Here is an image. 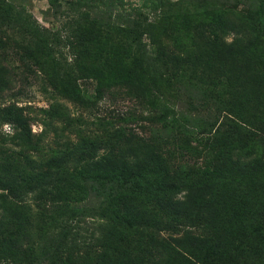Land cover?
Instances as JSON below:
<instances>
[{"label":"trees","instance_id":"obj_1","mask_svg":"<svg viewBox=\"0 0 264 264\" xmlns=\"http://www.w3.org/2000/svg\"><path fill=\"white\" fill-rule=\"evenodd\" d=\"M148 1L158 18L168 16V2ZM194 1L205 8L209 3ZM228 2L235 4L207 9L206 22L181 24L175 30L183 37L172 47L159 43L157 21L125 12L122 24L111 28L126 38L130 52L95 70L88 66L95 59L87 45L95 23L88 9L101 3L117 10L122 0H68L71 11L56 29L38 24L23 6L0 0V77L11 82L33 75L45 81L48 98L38 108L43 128L37 135L29 129L30 113L15 104L5 107L15 132L0 139V264L19 261V251L26 264H89L80 261L87 253L91 264H264V0ZM17 31L28 40L15 38ZM33 49L44 65L30 56ZM123 64L124 75H109ZM84 79L96 81L93 95L78 86ZM167 88L175 91L177 109L158 98ZM112 89L136 98L148 112L146 121L171 137L180 156L198 154L200 161L182 165L169 140L113 123L103 142L83 137L77 124L82 119L71 117L60 100L95 104ZM180 107L207 117L187 119ZM61 122L67 126L59 127ZM64 131L77 136L69 146L44 143L47 133ZM101 145L105 153H98ZM81 201L88 205L79 207ZM97 209L106 222L117 218L135 235L151 227L158 234L143 255L144 248L141 256H131L108 236L81 233L75 218ZM148 211L151 220L138 222L136 216ZM181 219L195 233L185 230L165 243L162 229L177 231ZM201 229H208L205 235Z\"/></svg>","mask_w":264,"mask_h":264},{"label":"rangeland","instance_id":"obj_2","mask_svg":"<svg viewBox=\"0 0 264 264\" xmlns=\"http://www.w3.org/2000/svg\"><path fill=\"white\" fill-rule=\"evenodd\" d=\"M14 4H19L23 6L24 9L36 20V22L46 28L56 29L60 26V20H63L65 13L70 12V7L66 3L68 0H8ZM164 1V0H163ZM168 2L166 4V14L165 17H157L154 14L151 7V3L148 0H122L123 7L113 10H109L105 5L101 3H93L90 5L89 12V21H94L92 25L90 41L87 42L88 47L93 52L94 60L88 62V66L91 64L95 70H100L105 68L112 59L119 58L130 52L129 47H126V38L119 32L117 29L111 28L112 26H118L122 24V19L125 12L146 17L147 20L157 21V27L154 30L156 36L158 37L159 43L166 47H172L171 42L173 40L177 41L182 38L183 35L178 29V27L183 23L193 24L195 22H206L208 14L207 9L213 8L214 10L223 7V5H233L235 2L230 4L228 0H209L207 7H203L196 3L194 0H165ZM243 4L236 3L237 8H241ZM82 6L77 5L75 10H81ZM89 22V23H90ZM4 28V27H3ZM8 33H11L10 26L4 28ZM22 31H17L14 33L15 38L20 39L23 43L28 40V36ZM264 42V39H263ZM37 50L33 49V53H30V56L38 65H44L46 59L36 52ZM92 55V56H93ZM106 57V61H105ZM124 67L126 66L123 64ZM118 66L110 68L109 75L112 77H118L124 75L128 68ZM106 72L104 73V75ZM98 77L103 76V73L98 72ZM96 84L95 80L84 79L78 81V86L82 91L87 93L89 96L93 95L94 85ZM43 88L46 87L45 81H41L39 78L34 77L33 75L25 76L20 79V77L14 76L11 82L5 81L4 77H0V139L4 136H10L15 132V126L9 120V115L5 113V107L10 105L21 106L24 111L30 113V116L34 117L29 123L30 131L37 135L41 132L43 126L41 124L42 115L41 111L38 108H45L48 103V98L46 92ZM183 92L188 94V87L186 85L182 86ZM161 101V104L167 106V108L173 107L177 103L175 97V91L172 88H167L163 91L162 95L158 97ZM60 104L69 113L71 117H77L82 119V121L77 122L78 126L84 127L82 131L83 137H88L89 139H95L98 142L105 141L108 137V134L112 133L108 124L113 123L114 126H121L124 131L129 130L135 135L153 137L154 139H167L173 146L170 136H165V131L158 129L157 126L151 125L145 119V116L148 115V112L143 107V105L133 96H129L124 93L122 89H112L111 92H105L103 97L97 101V103H92L88 101L86 105H77L71 102H68L64 99L60 100ZM175 109L176 106H175ZM187 119L195 118L199 116L201 118H206L207 114L205 112L193 113V111L184 110L183 107L178 109ZM83 126L81 125V122ZM102 124H97V122ZM76 124V123H75ZM59 127H66L67 123H58ZM77 139L75 133L62 132L56 136L53 133H47L44 138V143L55 147L56 144L63 147L62 144L69 146ZM43 146L46 148L47 145ZM102 146V145H101ZM174 154L176 153V161L180 164H190L199 162L200 157L198 154L189 153L185 156L179 155V149L173 146ZM104 147H99L98 153H105ZM71 164V163H69ZM70 166V165H69ZM57 182H51V185L56 186ZM56 190L57 187H54ZM87 200H90V197L84 192ZM88 205L84 201L78 203V206ZM98 202H90V206L97 207ZM100 210L97 209L94 213H83L75 218L78 222L77 225L81 229V233L84 235H89L90 233L94 234V237L103 238V236H108L112 238V243L120 246L125 250L126 253L131 254V256H141L145 253L146 245L149 244L150 238L158 234V229L156 227L147 228L143 233L137 235L133 234L129 230H125L120 226L119 219L111 220L106 222L104 217L100 215ZM152 212V211H151ZM150 211L136 216L138 222H143L147 219L151 220ZM109 214V211H107ZM155 219H158V216H154ZM162 221L166 217L160 218ZM167 221H171L168 219ZM155 222V221H153ZM172 222V221H171ZM24 224V223H22ZM186 222L181 219L178 222V230L171 231V229H162L164 231L165 243L172 244V238L178 236L185 230H190L195 233L193 229L184 227ZM161 227V225H160ZM173 229H176L173 228ZM15 235H19L21 228L15 226L12 228ZM208 229H201L200 233L205 235ZM178 234H174V233ZM170 238H169V237ZM100 240H93L92 243L96 246L99 244ZM213 253L212 249H209ZM91 252V251H90ZM93 253V252H92ZM23 251H19L18 255L15 258H19L16 262L10 264H26V255L24 257ZM214 258H219L218 253L211 254ZM92 254L87 253L86 256H83L80 261H85L91 264ZM24 259V260H22ZM178 260H173L170 264H180ZM169 264V261L168 263Z\"/></svg>","mask_w":264,"mask_h":264}]
</instances>
